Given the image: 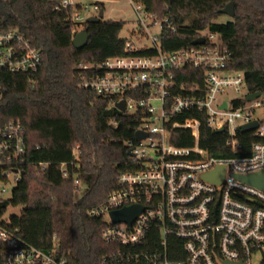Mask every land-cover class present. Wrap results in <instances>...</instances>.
Wrapping results in <instances>:
<instances>
[{"label": "built area", "instance_id": "built-area-1", "mask_svg": "<svg viewBox=\"0 0 264 264\" xmlns=\"http://www.w3.org/2000/svg\"><path fill=\"white\" fill-rule=\"evenodd\" d=\"M130 2L151 44L136 46L127 41L126 50L156 51L82 65L89 73L82 75L81 85L99 96L116 98L115 105L123 101L125 110L119 109L123 113L141 111L144 116L137 131L148 134L127 143L139 168L121 173L107 199L87 210L89 216L104 219L103 240L118 246L102 264H264V191L235 177L264 171V141L255 143L248 155L227 158L215 157L200 145L203 125L223 128L226 144L235 152L241 148L239 134L243 133L238 126L257 119L259 127L252 132L264 137V118L255 116L264 104L262 95L237 107L234 99L221 100L227 89L240 93L246 80L242 71L229 68L232 53L220 35L199 31L197 38L203 37V43L164 51L161 35L168 19L161 21L137 0ZM69 6H74L72 0H60L54 10ZM72 17L82 19L77 11ZM155 27L158 33L154 34ZM42 61L43 51L25 34L0 30V72H36ZM189 67L204 70V87L195 80L178 83L179 76L189 75ZM154 103L159 104V115ZM175 134H189V139H177ZM25 153L22 124L0 126V183L14 182L11 197L22 178ZM222 165L221 183L202 177ZM40 166L44 169L47 164ZM61 170L64 178L70 176L64 163ZM74 183L81 190V180L75 178ZM7 191V187L0 189V201L9 199L4 196ZM131 205L143 207L131 224L113 221L112 211ZM7 209L0 215V264H69L58 256L56 245L46 251L12 229Z\"/></svg>", "mask_w": 264, "mask_h": 264}, {"label": "trees", "instance_id": "trees-1", "mask_svg": "<svg viewBox=\"0 0 264 264\" xmlns=\"http://www.w3.org/2000/svg\"><path fill=\"white\" fill-rule=\"evenodd\" d=\"M137 1L159 20L168 19L161 35L164 51L191 47L199 31L217 32L232 53L229 68L242 71L248 94L262 92L264 103V0ZM230 1L235 4L234 17L219 20L224 15L219 10ZM59 3L0 0V30L17 29L43 51L36 72H0V126L19 121L26 147L22 178L12 197L0 201V215L9 206L20 207V213L9 219L26 241L46 251L56 245L58 256L69 264H102L118 246L103 240L104 219L89 216L87 210L107 199L121 173L139 168L127 143L135 142L144 114L123 113L116 98L84 88L82 75L89 71L82 65L156 50L128 52L127 40L120 37L124 22L79 23L72 17L74 6L54 10ZM79 25L90 36L83 48L72 42ZM186 73L189 77L179 76L178 83L195 80L204 87V70L189 67ZM233 103L237 107L246 99ZM227 136L203 125L200 145L215 157L227 158L248 155L255 143L264 141L252 131L240 133L241 148L235 152L227 146ZM174 137L188 140L189 134ZM40 163L47 166L42 169ZM63 163L68 178L62 175ZM75 178L81 180V190Z\"/></svg>", "mask_w": 264, "mask_h": 264}, {"label": "rangeland", "instance_id": "rangeland-1", "mask_svg": "<svg viewBox=\"0 0 264 264\" xmlns=\"http://www.w3.org/2000/svg\"><path fill=\"white\" fill-rule=\"evenodd\" d=\"M74 3L75 11L79 12L82 19L77 22L84 23V19H87L91 16H97L102 9L104 10L103 20H113V21H122L124 22V27L120 32V37L126 39L127 41L133 42L136 46L139 45H150V40L146 37V34L141 29L138 21V13L134 5L130 0H72ZM230 16L224 14L219 20H228ZM148 22H150L148 20ZM78 31L84 29L83 26H78ZM152 32L158 33V28H153ZM241 92L235 91V89H227L224 96L221 97V100L229 99L233 100L236 98H243L247 92V87L243 86ZM263 100V97H262ZM156 107L155 114L159 115L161 109L159 108L158 103H154ZM256 117L264 118V104L261 108L256 109ZM158 124V123H157ZM145 145H148V141L145 142ZM14 185L12 181L10 184L0 183V189L2 187H7L8 191L4 193L5 198H11V190ZM20 207L9 206L6 211V216H11L12 214H19Z\"/></svg>", "mask_w": 264, "mask_h": 264}, {"label": "water", "instance_id": "water-1", "mask_svg": "<svg viewBox=\"0 0 264 264\" xmlns=\"http://www.w3.org/2000/svg\"><path fill=\"white\" fill-rule=\"evenodd\" d=\"M220 13H224L230 17H234L235 15V4L233 1H230L229 3H227L225 5V7L221 8L219 10ZM104 17V10L101 9L99 14L97 16H91L89 18L86 19V22H98L103 20ZM89 34L87 32V30L82 29L80 31H78L75 36L73 37V45L76 48H83L84 46H86V44L89 41ZM204 42V38L203 37H199L196 38L193 41V44H201ZM262 95V92L258 91V92H254V93H249L246 95L245 99L247 101H252L258 97H260ZM117 108L120 110H125V103L123 101L117 103ZM226 106V103L224 104V107ZM259 121L257 119L252 120L249 123L240 125L237 127V130L240 132H249V131H254L255 129H257L259 127ZM111 126L116 128L117 127V122L113 121L111 123ZM223 128H219L216 131L221 132L223 131ZM148 136V134L146 132H143L141 130L136 131L135 133V139L136 140H141L144 139ZM129 155H132V149L128 150ZM204 179L214 183V184H219L221 183L224 178H225V166H218L215 169L206 172L203 174L202 176ZM235 177L252 186H255L261 190L264 191V171H259V172H253V173H248V174H235ZM143 210V207L141 205H131V206H127V207H123L119 210L116 211H112L111 212V217L113 219L114 222H127V223H132L133 220L141 213V211Z\"/></svg>", "mask_w": 264, "mask_h": 264}]
</instances>
